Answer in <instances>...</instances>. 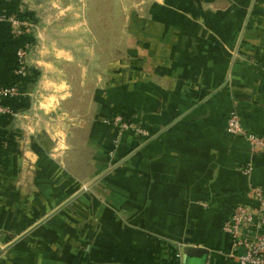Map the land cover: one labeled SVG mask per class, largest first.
<instances>
[{"label": "crops", "instance_id": "obj_1", "mask_svg": "<svg viewBox=\"0 0 264 264\" xmlns=\"http://www.w3.org/2000/svg\"><path fill=\"white\" fill-rule=\"evenodd\" d=\"M40 1L11 10L37 27ZM140 3L98 74L41 28L27 64L38 79L0 97V264H232L223 223L255 206L251 186L264 194V149L229 136L225 118L235 110L264 138V0ZM12 37L0 21L3 86ZM112 116L147 135L102 123Z\"/></svg>", "mask_w": 264, "mask_h": 264}, {"label": "rangeland", "instance_id": "obj_2", "mask_svg": "<svg viewBox=\"0 0 264 264\" xmlns=\"http://www.w3.org/2000/svg\"><path fill=\"white\" fill-rule=\"evenodd\" d=\"M142 0H41L38 5L43 10V17L39 19L37 27L30 23L29 40L30 44L26 56L25 64L34 59L38 47L37 31L45 29L49 34L57 32L56 39L59 41L68 39L72 44L70 48L76 58L88 57L92 73L98 74L101 66L109 56L113 54L114 42L119 41L120 34H115L117 28L123 27L124 31L134 23L135 20L125 16L132 10L144 7ZM19 9V8H18ZM20 10V9H19ZM39 10V9H38ZM122 12L124 16L117 18L116 14ZM129 15V13H128ZM35 21V19L33 18ZM104 29L106 33H99ZM90 30V33L88 32ZM52 36H54L52 34ZM123 38L129 37L123 33ZM55 39V36H54ZM107 43V50L104 44ZM27 67H30L27 65ZM115 117L105 118L102 123L111 125L105 121H111ZM123 122L130 123L121 118ZM118 129L117 127L113 126ZM130 130L118 129V132Z\"/></svg>", "mask_w": 264, "mask_h": 264}, {"label": "built area", "instance_id": "obj_3", "mask_svg": "<svg viewBox=\"0 0 264 264\" xmlns=\"http://www.w3.org/2000/svg\"><path fill=\"white\" fill-rule=\"evenodd\" d=\"M3 20L11 23L13 36L29 33L31 24L27 21L16 20L0 13V21ZM29 46L28 42H24L21 47L16 49L14 75L20 77L26 75L25 56ZM21 94V91L15 86H0V97H19ZM0 110L7 111L8 108L0 107ZM105 122L118 129L147 135L146 131L135 124L123 122L119 117ZM225 130L229 136L242 139L251 152L264 149V138L250 133L241 124L235 110H231L226 115ZM247 194L255 202V206L235 205L229 211L222 229L230 240L229 257L233 261L232 264H264V194L258 186H251Z\"/></svg>", "mask_w": 264, "mask_h": 264}, {"label": "trees", "instance_id": "obj_4", "mask_svg": "<svg viewBox=\"0 0 264 264\" xmlns=\"http://www.w3.org/2000/svg\"><path fill=\"white\" fill-rule=\"evenodd\" d=\"M1 3H2V1L0 0V4ZM12 4H13V0H9L8 2L6 1V8L8 11L3 13L0 10V13H3L4 15H6L8 17L11 16V17L15 18L16 20L27 21V22L29 21L31 23L35 22L33 20L31 13H29L27 11H20L19 9H16V11L13 9L11 10ZM28 35H29V33L28 34L26 33V34L21 35V36H13L12 37L13 42L11 44L16 46V49L21 47L24 42H27V40L30 41ZM16 49H15V51H16ZM14 69H15V55H14L13 65L11 67V72H12V75L15 79V82L9 86L17 87L21 91V93L26 92L28 90L29 86L34 84L39 77V72L36 69H34L33 67H27L26 68V75L24 77L14 75L13 74ZM0 86H3V85L0 84ZM6 87H8V86H6ZM8 98H10V97H8ZM12 98L13 97H11L10 99H12ZM0 105L4 106L3 104H0Z\"/></svg>", "mask_w": 264, "mask_h": 264}, {"label": "water", "instance_id": "obj_5", "mask_svg": "<svg viewBox=\"0 0 264 264\" xmlns=\"http://www.w3.org/2000/svg\"><path fill=\"white\" fill-rule=\"evenodd\" d=\"M197 249V250H195ZM186 252H187V255L189 256L190 252H196L198 255V258L199 259H202L206 254H207V251L203 248H192V247H188L186 249Z\"/></svg>", "mask_w": 264, "mask_h": 264}]
</instances>
